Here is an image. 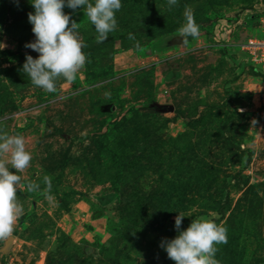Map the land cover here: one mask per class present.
I'll use <instances>...</instances> for the list:
<instances>
[{
  "label": "rangeland",
  "instance_id": "1",
  "mask_svg": "<svg viewBox=\"0 0 264 264\" xmlns=\"http://www.w3.org/2000/svg\"><path fill=\"white\" fill-rule=\"evenodd\" d=\"M32 11L0 0V131L32 153L0 264H175L160 241L176 235L178 212L181 228L199 217L227 228L218 264H264V85L242 50L264 0H122L103 42L65 6L87 61L55 92L22 71L26 53L38 56L25 47ZM186 14L197 38L145 54Z\"/></svg>",
  "mask_w": 264,
  "mask_h": 264
},
{
  "label": "clouds",
  "instance_id": "2",
  "mask_svg": "<svg viewBox=\"0 0 264 264\" xmlns=\"http://www.w3.org/2000/svg\"><path fill=\"white\" fill-rule=\"evenodd\" d=\"M34 11L28 13L35 39L25 43L38 53L35 58L25 54L22 71L31 83L47 92L56 91L58 78L71 82L87 61L84 45L76 32L77 23L69 24L70 16L64 12L65 6L75 11L82 8L97 33L98 42L107 39L109 33L117 28L116 12L122 7V0H29ZM18 3V0H17ZM177 0H168L171 7ZM177 34L182 43L188 37L199 36V26L191 14H186L185 22ZM4 44L0 43V48ZM255 123V121H253ZM32 153L26 147L25 138L19 134L0 131V240L11 237L23 206L17 199L21 191V173L30 165ZM14 169V171H10ZM50 186L49 177H44ZM26 191L36 192L40 185L29 181ZM49 201L52 196L43 193ZM185 215L178 212L174 218L176 235L162 238L160 247L175 264H218L215 259L216 245L227 242V228L214 219L193 218L186 228H181Z\"/></svg>",
  "mask_w": 264,
  "mask_h": 264
},
{
  "label": "built area",
  "instance_id": "3",
  "mask_svg": "<svg viewBox=\"0 0 264 264\" xmlns=\"http://www.w3.org/2000/svg\"><path fill=\"white\" fill-rule=\"evenodd\" d=\"M242 50L245 51L250 61L260 70L264 85V12L259 15V30L257 34L249 35L242 43Z\"/></svg>",
  "mask_w": 264,
  "mask_h": 264
},
{
  "label": "water",
  "instance_id": "4",
  "mask_svg": "<svg viewBox=\"0 0 264 264\" xmlns=\"http://www.w3.org/2000/svg\"><path fill=\"white\" fill-rule=\"evenodd\" d=\"M185 43H182L181 38L177 34V31L163 33L159 35L151 45L145 49V54L164 52L173 48L184 47ZM12 236L8 239L6 247L10 244Z\"/></svg>",
  "mask_w": 264,
  "mask_h": 264
}]
</instances>
